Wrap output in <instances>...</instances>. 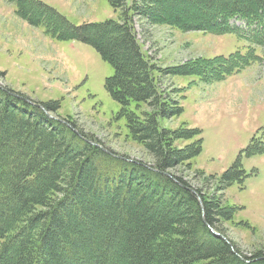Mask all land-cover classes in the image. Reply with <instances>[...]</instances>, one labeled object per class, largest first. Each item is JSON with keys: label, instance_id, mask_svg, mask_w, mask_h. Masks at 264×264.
Returning <instances> with one entry per match:
<instances>
[{"label": "trees", "instance_id": "trees-1", "mask_svg": "<svg viewBox=\"0 0 264 264\" xmlns=\"http://www.w3.org/2000/svg\"><path fill=\"white\" fill-rule=\"evenodd\" d=\"M10 1L32 26L45 27L54 39L91 44L113 66L105 87L155 164L121 158L90 142L93 136L78 131L74 121L67 119L71 127L49 115L59 111V102L17 96L0 85V264H264L262 252L244 256L234 242L216 235L227 238L221 222L232 219L230 208L182 176L175 181L166 174L191 165L202 144L199 138L175 147L199 130L163 126L183 108L160 82L162 73L221 78L260 61L255 47L264 45V0H174L180 4L175 11L162 3L171 0H111L115 9L123 7L119 20L80 25L41 0ZM135 16L182 31L234 32L250 46L245 55L231 54L222 72L216 67L207 73L196 63L162 70L144 52ZM234 19L244 26L232 24ZM245 152L264 153V133ZM241 166L238 161L221 180L232 184L245 173Z\"/></svg>", "mask_w": 264, "mask_h": 264}, {"label": "rangeland", "instance_id": "rangeland-1", "mask_svg": "<svg viewBox=\"0 0 264 264\" xmlns=\"http://www.w3.org/2000/svg\"><path fill=\"white\" fill-rule=\"evenodd\" d=\"M41 1L75 25L119 20L123 11V7L115 9L111 0ZM162 3L170 11L180 6L174 0ZM17 11L15 3L0 0V85L36 101L59 102V111L50 115L69 124L67 119L74 121L78 131L93 136L96 144L119 157L153 167L154 159L133 139L126 118L118 116L120 103L105 87L106 79L114 74L113 66L93 45L54 39L45 27L32 26ZM134 24L144 52L162 70L196 63L204 64L207 73L216 67L222 72L232 63L231 54L245 55L250 46L234 32L182 31L147 23L139 16L134 17ZM232 24L244 26L237 19ZM241 29L242 34L250 33ZM255 48L260 61L239 73L221 78L207 75L208 80L198 75L162 73L160 77L162 89L183 108L181 114L163 120V126L199 130L191 140L177 141L175 147L184 148L199 138L202 144L191 165L182 163L166 174L175 181V176H182L205 197H214L232 210V219L221 223L228 240L247 257L258 251L264 254V153L245 152L253 137L264 133V45ZM238 161L245 173L229 185L221 176Z\"/></svg>", "mask_w": 264, "mask_h": 264}, {"label": "water", "instance_id": "water-1", "mask_svg": "<svg viewBox=\"0 0 264 264\" xmlns=\"http://www.w3.org/2000/svg\"><path fill=\"white\" fill-rule=\"evenodd\" d=\"M14 95H17V94H15L14 93ZM18 96V95H17ZM26 100H29V99H27V98H25ZM41 108H44L42 105H39ZM69 126H71L69 123H67ZM72 127V126H71ZM91 142V141H90ZM107 152H109L108 150H106ZM192 190V192H196L194 189H191ZM198 199H199V201H200V204H201V206L203 207V202H202V199H201V197L199 196L198 197ZM222 238H224L226 241H228V239L226 238V237H224V236H222ZM229 242V241H228Z\"/></svg>", "mask_w": 264, "mask_h": 264}]
</instances>
